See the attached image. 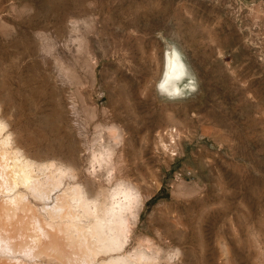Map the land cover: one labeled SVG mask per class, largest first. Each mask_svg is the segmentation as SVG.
I'll list each match as a JSON object with an SVG mask.
<instances>
[{"label": "rangeland", "instance_id": "374dc122", "mask_svg": "<svg viewBox=\"0 0 264 264\" xmlns=\"http://www.w3.org/2000/svg\"><path fill=\"white\" fill-rule=\"evenodd\" d=\"M171 44L194 82L174 96ZM0 118L4 261L264 264V0H0ZM97 214L119 244L88 262Z\"/></svg>", "mask_w": 264, "mask_h": 264}, {"label": "bare ground", "instance_id": "6f19581e", "mask_svg": "<svg viewBox=\"0 0 264 264\" xmlns=\"http://www.w3.org/2000/svg\"><path fill=\"white\" fill-rule=\"evenodd\" d=\"M189 66V65H188ZM188 66L183 58V55H182V52L175 46V45H172L167 47L166 49V52H165V66H164V72L162 73V77L159 81V88L164 91L167 95H171V96H174V95H179V94H182L186 88L188 87H192V76L190 74V71L188 69ZM184 79H189V83L188 85L189 86H182L180 84V81L184 80ZM184 84V83H183ZM188 92V91H187ZM186 93V92H185ZM187 95V94H186ZM185 95V96H186ZM6 124L5 122L0 118V134H1V137L3 136V132L1 133V131L5 128ZM5 131V130H4ZM6 136V135H5ZM8 137L9 136H6L4 137L2 140L3 141H8ZM1 139V138H0ZM10 141V139H9ZM5 146V145H4ZM4 146H3V149H4ZM1 148V147H0ZM8 149V148H7ZM9 150V149H8ZM6 147H5V150H3L4 153H6ZM2 152V153H3ZM12 153V151H10ZM14 154L12 153V155H14V163H13V166L15 168V170H17V172L19 173V175L14 178L15 181L19 180L21 183L23 184H28L30 181H32L34 179V174H33V170H34V164L32 162V160L28 159V158H25L22 156V152L19 151V150H15L13 151ZM21 152V154H20ZM1 154V153H0ZM2 155H5V154H2ZM12 155L10 157H12ZM2 157V156H1ZM1 159V158H0ZM6 159V158H5ZM1 161V160H0ZM6 161V160H5ZM8 163V162H7ZM2 164V163H1ZM13 170V169H12ZM2 172V171H1ZM8 174V173H7ZM16 174V173H15ZM9 175V174H8ZM4 178V177H3ZM1 179V178H0ZM38 179V178H37ZM2 180V179H1ZM34 193L37 191L39 193H41V190L39 188V186L35 185V184H32V185H29ZM5 188V187H4ZM71 188H73V197L75 199V197L77 198H80L82 200V202L84 203V205L87 207L88 205V200L83 198L82 196V193H81V188L80 186L76 185V186H72ZM19 190V189H18ZM32 192V191H31ZM124 195L127 197V198H131L132 197V192L130 191V189H125L124 191ZM24 192H16L15 196H18V195H21V196H24L23 194ZM134 193V192H133ZM36 194V193H35ZM124 196V197H125ZM20 197V196H19ZM116 197V196H115ZM114 198V197H113ZM134 198V197H133ZM20 199V198H19ZM61 199V197H60ZM118 200V199H117ZM21 201V200H20ZM26 201V200H25ZM64 201V200H63ZM113 201V200H112ZM122 201V200H120ZM119 201V203H120ZM22 202V201H21ZM90 202V201H89ZM117 202V201H116ZM114 203V202H112ZM61 205V204H60ZM70 205V204H69ZM116 204H111L110 206H106L105 207V212H106V215L107 213H110L112 214V216H115L116 217V221L118 222L119 224V228L122 227V226H125L126 225V220L120 215V209H122L123 207H125L126 204H120L119 206H116ZM19 206V205H18ZM58 206V205H57ZM65 206V205H64ZM13 207V206H12ZM26 207V206H25ZM4 209H6V207H4ZM3 209V210H4ZM14 209V208H13ZM8 210V209H6ZM10 210V209H9ZM104 212V213H105ZM0 213L2 214V211H0ZM4 213V212H3ZM17 213V212H16ZM15 214V212H14ZM13 214V216H15ZM99 214V213H98ZM97 214V216H98ZM17 215V214H16ZM9 216V214H8ZM6 216V217H8ZM12 216V215H11ZM66 216V215H65ZM5 217V216H4ZM62 217V216H61ZM13 218V217H12ZM11 218V219H12ZM9 219V218H7ZM1 220V219H0ZM112 220V219H111ZM115 221V222H116ZM48 222V221H47ZM1 223V222H0ZM50 222H48L49 224ZM109 223V222H108ZM114 223V222H113ZM46 224V223H45ZM47 226H50L51 224H53L52 222L50 223V225ZM57 224V223H56ZM107 222L105 221V216H98L97 219L95 220V223H94V231H95V236H96V241L94 240L95 244L94 245V242L92 243L93 246L91 245L90 246V251H89V254H84L85 256H83L84 260L85 261H92V259L94 258V256L96 254H98V252L101 250H104L105 252H108L111 250H115L117 249L118 247V244H119V241H118V237L115 233V230L117 229L116 227L113 228L111 225H108L110 228L106 229L105 226ZM68 225V224H67ZM43 226V225H42ZM47 226L46 229H47ZM53 226V225H52ZM56 226L55 225V229H56ZM60 226V225H59ZM57 226V227H59ZM63 226V224H62ZM60 227L61 229L63 227ZM5 227V226H4ZM65 227V226H64ZM79 227V226H78ZM118 227V226H117ZM50 227H48V230H49ZM53 227H51L52 229ZM59 229V232L61 231V229ZM82 228V227H81ZM127 228H128V225H127ZM6 229V228H4ZM45 229V228H44ZM55 229H53L54 231H51L49 233H52V237L54 236V234L56 233ZM65 229V228H64ZM7 230V229H6ZM89 230V229H88ZM58 231V230H57ZM66 231V229L64 230ZM68 231V230H67ZM55 232V233H54ZM72 232V231H71ZM77 232V231H76ZM48 233V234H49ZM8 234V232H7ZM16 234V233H15ZM88 234V233H87ZM13 234L10 233V237L12 236ZM58 235V234H57ZM14 236V235H13ZM12 236V237H13ZM51 236V235H50ZM9 237V236H8ZM42 237V236H41ZM65 237V236H64ZM70 237V236H69ZM94 237V235L92 236ZM3 238V237H2ZM7 238V237H6ZM56 238V237H55ZM54 239V238H53ZM11 246V245H10ZM45 246V244H44ZM43 246V247H44ZM48 246V245H47ZM14 247V246H13ZM12 248V247H11ZM45 248V247H44ZM47 248V247H46ZM18 249V247H17ZM15 250V249H14ZM43 251V250H42ZM40 251V252H42ZM46 251V250H44ZM16 252V250H15ZM99 252V253H100ZM44 253V252H43ZM103 253V252H102ZM1 257V256H0ZM152 261V260H151ZM150 256L145 252V251H140L138 255L136 256H132L131 254L129 255H121V256H111L110 259L108 260H102L100 261L98 264H150ZM10 262V261H9ZM93 262V261H92ZM0 264H10L6 261H4L2 258H0ZM12 264V263H11Z\"/></svg>", "mask_w": 264, "mask_h": 264}]
</instances>
